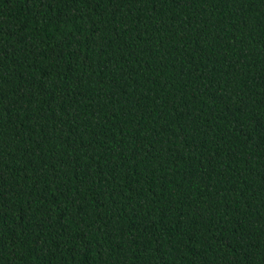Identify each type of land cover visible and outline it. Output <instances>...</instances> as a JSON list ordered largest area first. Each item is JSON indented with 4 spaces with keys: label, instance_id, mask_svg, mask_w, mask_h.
I'll use <instances>...</instances> for the list:
<instances>
[{
    "label": "trees",
    "instance_id": "trees-1",
    "mask_svg": "<svg viewBox=\"0 0 264 264\" xmlns=\"http://www.w3.org/2000/svg\"><path fill=\"white\" fill-rule=\"evenodd\" d=\"M0 264H264V0H0Z\"/></svg>",
    "mask_w": 264,
    "mask_h": 264
}]
</instances>
